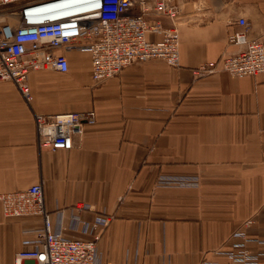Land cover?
Here are the masks:
<instances>
[{
	"label": "crops",
	"instance_id": "1",
	"mask_svg": "<svg viewBox=\"0 0 264 264\" xmlns=\"http://www.w3.org/2000/svg\"><path fill=\"white\" fill-rule=\"evenodd\" d=\"M180 2L178 65L136 60L95 82L90 53L61 48L68 70L30 71L29 103L12 81L0 80V193L40 182L53 227L62 210L69 237H85L67 227L76 204L90 205L81 212L86 220L111 215L97 244L106 262L223 263L239 227L251 238L250 264H264V73L192 72L237 50L227 34L239 16L250 38L264 35V0ZM88 109L95 122L74 136L72 148L40 151L33 112ZM159 174L198 180L156 186ZM40 221L38 214L7 217L0 201V264H14L31 238L26 229Z\"/></svg>",
	"mask_w": 264,
	"mask_h": 264
},
{
	"label": "built area",
	"instance_id": "2",
	"mask_svg": "<svg viewBox=\"0 0 264 264\" xmlns=\"http://www.w3.org/2000/svg\"><path fill=\"white\" fill-rule=\"evenodd\" d=\"M3 6L7 8L2 9ZM180 7V0H0V80L12 81L29 103L30 71L68 70L65 53L58 51L61 48L87 50L95 82L119 73L136 60L160 59L178 65L175 19ZM163 18L172 25L164 26ZM232 24L235 28L228 32L227 42L237 46V50L193 67L194 76L215 72L232 76L264 73V35L250 38L242 16ZM149 33H159L161 37L152 40ZM33 118L40 151H56L73 147L74 136L80 138L84 126L95 122V111L33 112ZM197 180L192 175L159 174L156 186H192ZM0 201L7 217H41L39 225L26 229L31 238L15 254L14 264H117L101 260L97 246L111 215L97 214L86 220L81 212L90 210V205L76 204L69 210L67 227L85 237H69L61 231L62 210L55 212L57 223L53 227L40 182L0 193ZM231 238L233 249L227 252L228 260L219 264L254 262L256 256L246 247L251 238L245 230L236 228Z\"/></svg>",
	"mask_w": 264,
	"mask_h": 264
},
{
	"label": "rangeland",
	"instance_id": "3",
	"mask_svg": "<svg viewBox=\"0 0 264 264\" xmlns=\"http://www.w3.org/2000/svg\"><path fill=\"white\" fill-rule=\"evenodd\" d=\"M6 8H7V6H3V7H2V9H6ZM24 245H25V244H24Z\"/></svg>",
	"mask_w": 264,
	"mask_h": 264
}]
</instances>
